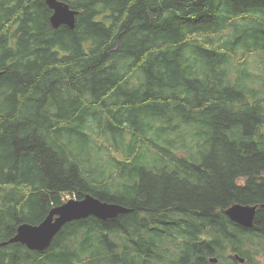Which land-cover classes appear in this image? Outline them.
<instances>
[{"label": "trees", "instance_id": "obj_1", "mask_svg": "<svg viewBox=\"0 0 264 264\" xmlns=\"http://www.w3.org/2000/svg\"><path fill=\"white\" fill-rule=\"evenodd\" d=\"M62 1L73 28L0 0V243L67 197L127 211L0 264H260L264 0ZM233 203L258 206L250 226Z\"/></svg>", "mask_w": 264, "mask_h": 264}, {"label": "water", "instance_id": "obj_2", "mask_svg": "<svg viewBox=\"0 0 264 264\" xmlns=\"http://www.w3.org/2000/svg\"><path fill=\"white\" fill-rule=\"evenodd\" d=\"M51 8L50 22L53 27L65 24L73 28L77 11L62 0H46ZM257 205L231 204L226 209L228 217L244 226H250L253 222ZM127 211V208L113 202L102 201L91 194L83 198H70L63 203L54 206L48 214L37 224L27 222L21 223L16 229L14 236L7 241L1 242L4 245L8 242H20L30 250H44L49 246L53 236L59 231L64 223L84 218L89 215L106 219L115 217L117 214ZM235 257L243 262L244 259L237 254Z\"/></svg>", "mask_w": 264, "mask_h": 264}, {"label": "rangeland", "instance_id": "obj_3", "mask_svg": "<svg viewBox=\"0 0 264 264\" xmlns=\"http://www.w3.org/2000/svg\"><path fill=\"white\" fill-rule=\"evenodd\" d=\"M252 60H254V59H252ZM255 63H253L252 64V67H255ZM90 155L92 154L91 152L89 153ZM102 156L103 155H99L98 154V156H91L92 158H94L91 162L90 161H88V160H86L85 161V164H87V165H89L90 167H92V168H95L97 165H98V159L100 158H102ZM257 258L259 259V262H260V264H264V258L262 257V256H257Z\"/></svg>", "mask_w": 264, "mask_h": 264}, {"label": "bare ground", "instance_id": "obj_4", "mask_svg": "<svg viewBox=\"0 0 264 264\" xmlns=\"http://www.w3.org/2000/svg\"><path fill=\"white\" fill-rule=\"evenodd\" d=\"M61 25H63V24H61ZM65 25V24H64ZM233 204H235V203H233ZM233 221V220H232ZM235 222V221H234ZM237 223V222H236ZM239 224V223H238ZM241 225V224H240ZM242 226H244V225H242ZM211 260H213V261H216V258H210Z\"/></svg>", "mask_w": 264, "mask_h": 264}, {"label": "clouds", "instance_id": "obj_5", "mask_svg": "<svg viewBox=\"0 0 264 264\" xmlns=\"http://www.w3.org/2000/svg\"><path fill=\"white\" fill-rule=\"evenodd\" d=\"M70 198H75V197H67V199H66V200H68V199H70Z\"/></svg>", "mask_w": 264, "mask_h": 264}, {"label": "flooded vegetation", "instance_id": "obj_6", "mask_svg": "<svg viewBox=\"0 0 264 264\" xmlns=\"http://www.w3.org/2000/svg\"><path fill=\"white\" fill-rule=\"evenodd\" d=\"M256 213V212H255ZM254 220V219H253Z\"/></svg>", "mask_w": 264, "mask_h": 264}]
</instances>
